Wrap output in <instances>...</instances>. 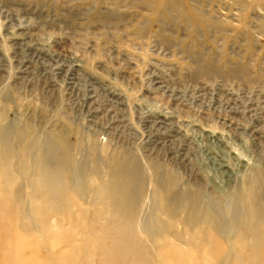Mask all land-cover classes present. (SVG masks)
<instances>
[{
    "label": "rangeland",
    "instance_id": "rangeland-1",
    "mask_svg": "<svg viewBox=\"0 0 264 264\" xmlns=\"http://www.w3.org/2000/svg\"><path fill=\"white\" fill-rule=\"evenodd\" d=\"M0 264H264V0H0Z\"/></svg>",
    "mask_w": 264,
    "mask_h": 264
},
{
    "label": "bare ground",
    "instance_id": "bare-ground-1",
    "mask_svg": "<svg viewBox=\"0 0 264 264\" xmlns=\"http://www.w3.org/2000/svg\"><path fill=\"white\" fill-rule=\"evenodd\" d=\"M213 153V152H212Z\"/></svg>",
    "mask_w": 264,
    "mask_h": 264
}]
</instances>
